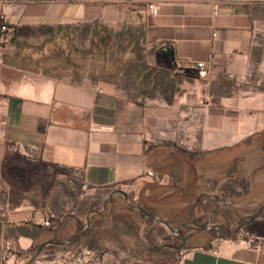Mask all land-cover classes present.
I'll return each mask as SVG.
<instances>
[{
  "label": "crops",
  "instance_id": "0c3cea01",
  "mask_svg": "<svg viewBox=\"0 0 264 264\" xmlns=\"http://www.w3.org/2000/svg\"><path fill=\"white\" fill-rule=\"evenodd\" d=\"M0 12L13 29L0 56V211L14 222L0 240L21 254L59 237L52 215L51 228L20 223L50 214L39 208L53 181L127 192L151 173L154 150L209 154L264 132V0H6ZM126 35L122 53L131 42L140 52L122 61L126 94L59 61L66 47L88 59ZM248 241L184 245L173 264H264V237Z\"/></svg>",
  "mask_w": 264,
  "mask_h": 264
},
{
  "label": "rangeland",
  "instance_id": "374dc122",
  "mask_svg": "<svg viewBox=\"0 0 264 264\" xmlns=\"http://www.w3.org/2000/svg\"><path fill=\"white\" fill-rule=\"evenodd\" d=\"M128 40L127 35L119 39L116 42L119 46L108 53L104 48H96L88 59H82L76 49L70 52L66 47L59 54V61L67 58V66L75 71H89L92 81L113 82L119 93L126 94L133 76L130 65L122 61L128 62L127 56H140L133 42L127 49L131 53H122L120 45L125 46ZM187 153L183 146L154 150L148 164L156 180L147 177L127 188V192L123 191L127 202L140 206L142 214L159 218L172 230L182 223H193L194 229L180 228V235L187 240L185 246L204 247L214 240L240 244L254 237H264V209L253 219H242L264 205V135L230 150L191 157ZM114 190L120 188L88 191L73 179L53 181L44 191L39 209L48 210L50 214L40 213L48 218L52 215V219L59 221L56 229L59 237L57 235L54 241L76 237L80 232L76 234L77 224L82 228L90 211L97 212L88 217L87 228L89 220L92 221L93 234L85 237L86 229L78 242L43 246L35 256L50 260L87 249L102 260L101 264H173L178 235L173 236L159 222L142 217L139 207L136 210L127 206L119 195H112L110 203H106ZM201 226L205 228L200 229ZM51 235L48 232L38 236L32 247L53 242Z\"/></svg>",
  "mask_w": 264,
  "mask_h": 264
},
{
  "label": "built area",
  "instance_id": "2783aa9c",
  "mask_svg": "<svg viewBox=\"0 0 264 264\" xmlns=\"http://www.w3.org/2000/svg\"><path fill=\"white\" fill-rule=\"evenodd\" d=\"M6 0H0V3L3 4ZM128 2L129 0H123ZM145 11L149 17H155L157 9L153 4L145 5ZM214 36V35H212ZM13 37V29L9 26L6 17L3 13L0 12V56L1 50L4 45L9 43ZM194 67L198 70H201L204 67L203 63H196ZM201 73V72H199ZM198 105L202 106L203 103L198 101ZM32 160H34L32 158ZM150 179L156 180L155 176L147 172L146 174ZM82 189H86L85 185H81ZM14 222L4 211H0V226H9ZM22 224L30 225L32 227H41V228H51L52 223L50 219L44 216L42 213L36 211L25 217L20 221ZM248 242H251L250 240ZM18 255V257H17ZM11 256H15L13 264H24V259L21 257V251L15 248L12 244V241L8 238H3L0 240V264H7ZM100 259L97 258L96 254L87 249H83L76 254H71L67 257L60 258L55 257L50 260H36L33 264H101Z\"/></svg>",
  "mask_w": 264,
  "mask_h": 264
},
{
  "label": "water",
  "instance_id": "95a60500",
  "mask_svg": "<svg viewBox=\"0 0 264 264\" xmlns=\"http://www.w3.org/2000/svg\"><path fill=\"white\" fill-rule=\"evenodd\" d=\"M112 195H119L121 198H122V201L129 207H132V208H135L136 210H138V206H134V205H131L127 202V198L124 194V192L122 190H114L112 191L109 195H108V198H107V201L106 203H110V198ZM264 209V205L261 206L260 209H258V211H256L254 214L252 215H249V216H245L243 217L242 219L245 220V219H253L255 217H257L259 215V213ZM90 214H97L96 211H90L86 217L84 218V224H83V227L81 228L79 234L71 239V240H68V241H53V242H47L43 245H41L40 247H38L35 251V254H37L41 248L43 246H63V245H68V244H72V243H75V242H78L81 237L84 235L86 229H87V225H88V217ZM143 215L148 218V219H151V220H155L157 222H159L162 226H164L165 228H167L168 231L172 232V235L175 236V235H178L179 237V245L177 247H175V250L178 251L179 249H181L183 246H184V243H185V239L183 236L180 235V228L181 227H191V228H195V225L193 223L189 224V225H186L185 223H182L180 224L176 229L172 230L171 228H169V226L163 222L162 220H159V218L155 217V216H152V215H149L147 213H143ZM205 227L204 226H201L200 229H204ZM14 259H15V256H11L10 259L8 260V263L7 264H13L14 262Z\"/></svg>",
  "mask_w": 264,
  "mask_h": 264
},
{
  "label": "trees",
  "instance_id": "16d2710c",
  "mask_svg": "<svg viewBox=\"0 0 264 264\" xmlns=\"http://www.w3.org/2000/svg\"><path fill=\"white\" fill-rule=\"evenodd\" d=\"M262 135H264V132L263 133H261V134H259L257 137H255V138H258V137H261ZM254 139V138H253ZM252 140V139H251ZM175 149V148H174ZM187 155L189 156V157H191L192 156V153H187ZM139 207V214L141 215L142 213H141V209H140V206H138ZM127 208V207H126ZM142 217H144V215L142 214ZM93 218H96L95 216H93ZM97 219V218H96ZM97 220H100V219H97ZM58 220H54V227H56V229H58V227L60 226V224H58ZM92 226H93V223H92V221H90L89 220V227L87 228V231H86V233H85V237H88V235L90 236L91 234H93V229H92ZM77 228V232H76V234H78V232L80 231V228H81V224L79 225V224H77V226H76ZM75 237V236H74ZM74 237H72V238H74ZM53 241H54V238L52 239ZM56 240H58V239H56ZM46 242H49V241H46ZM45 243V242H44ZM44 243H42V244H44ZM41 244V245H42ZM33 246V245H32ZM30 247L27 251H25L24 253H22L21 254V256L22 255H28V256H30V257H32L33 255H34V253H35V251H36V249L39 247H35V248H33V247ZM17 257H18V255H17ZM23 257V256H22Z\"/></svg>",
  "mask_w": 264,
  "mask_h": 264
}]
</instances>
